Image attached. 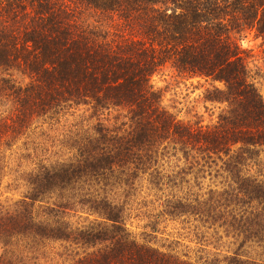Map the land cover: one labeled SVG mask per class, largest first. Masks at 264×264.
Wrapping results in <instances>:
<instances>
[{"label": "trees", "instance_id": "16d2710c", "mask_svg": "<svg viewBox=\"0 0 264 264\" xmlns=\"http://www.w3.org/2000/svg\"><path fill=\"white\" fill-rule=\"evenodd\" d=\"M253 30L264 40V0H0V95L16 113L0 122V170L3 145L33 118L79 106L124 118L77 132L68 161L30 157L29 194L12 207L0 201V264H25L7 252L28 237L95 248L73 264H194L139 243L108 195L146 182L161 190L173 181L162 168L173 151L215 170L223 185L201 199L175 195L164 212L264 243V180L251 173L264 151V100L241 44ZM167 65L210 84L204 97L219 110L213 123L183 124L162 106L151 78ZM7 69L31 82L11 83L1 75ZM54 190L63 201L41 200L40 216L36 202ZM74 205L101 222L73 226L66 215Z\"/></svg>", "mask_w": 264, "mask_h": 264}, {"label": "rangeland", "instance_id": "374dc122", "mask_svg": "<svg viewBox=\"0 0 264 264\" xmlns=\"http://www.w3.org/2000/svg\"><path fill=\"white\" fill-rule=\"evenodd\" d=\"M241 44L247 51L249 80L264 100V40L253 30L243 36ZM1 75L17 86L25 87L31 82V78L19 69H7ZM151 84L159 92L162 106L179 122L196 127L215 121L219 110L216 104L204 97L210 84L199 78H188L170 65L155 73ZM119 113L116 109L98 111L90 106H79L33 118L29 127L20 129L14 138L7 139L9 148L3 145L1 165L7 167L0 170V201L12 207L13 203L29 194L31 188L27 179L31 175V166L27 165L30 157L47 165L68 161L72 158L70 145L77 132L92 131L98 121L117 127L124 120ZM15 115L13 101L0 95V122L11 121ZM172 153L175 156L169 155L166 162L162 161V168L167 174H172L173 181L168 180V185L161 186V190L137 180L140 184L135 189L117 186L109 192V199L120 206L130 234L142 245L194 264H264V243H241L240 239L227 237L220 229L202 224L201 217L170 216L164 212L167 201L174 200L175 195H186L190 200L201 199V193L223 185V179L216 175L215 170L206 167L201 171V161L197 163L191 158L188 161L181 153ZM251 173L264 180V151ZM54 191L41 195L40 201L36 202L35 211L40 216L43 214L38 209L41 200L50 206L63 201L60 191ZM102 194L104 192L99 196ZM71 208L73 210L66 216L73 226L101 222V218L81 212L77 205ZM26 240L29 242L27 247L24 246ZM10 249L12 251L7 255L23 258L25 264H73L84 252L95 248L84 251L76 244L61 240L28 237L17 241ZM3 252L0 244V253Z\"/></svg>", "mask_w": 264, "mask_h": 264}]
</instances>
